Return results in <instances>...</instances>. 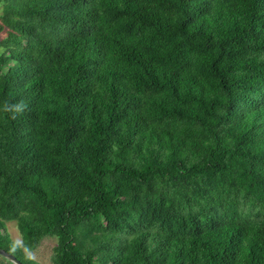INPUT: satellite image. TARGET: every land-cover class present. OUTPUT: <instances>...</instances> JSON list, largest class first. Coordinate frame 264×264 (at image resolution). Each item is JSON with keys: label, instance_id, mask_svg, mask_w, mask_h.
Segmentation results:
<instances>
[{"label": "trees", "instance_id": "1", "mask_svg": "<svg viewBox=\"0 0 264 264\" xmlns=\"http://www.w3.org/2000/svg\"><path fill=\"white\" fill-rule=\"evenodd\" d=\"M47 236L53 264H264V0H0V247Z\"/></svg>", "mask_w": 264, "mask_h": 264}, {"label": "rangeland", "instance_id": "2", "mask_svg": "<svg viewBox=\"0 0 264 264\" xmlns=\"http://www.w3.org/2000/svg\"><path fill=\"white\" fill-rule=\"evenodd\" d=\"M5 230L7 231L10 239L21 243V235L18 231L15 221L5 222ZM56 244V237L47 236L42 238L37 246L32 250L22 248L23 253L30 259L36 261L38 264H53L52 251L53 246ZM0 264H14L8 258L0 255Z\"/></svg>", "mask_w": 264, "mask_h": 264}, {"label": "water", "instance_id": "3", "mask_svg": "<svg viewBox=\"0 0 264 264\" xmlns=\"http://www.w3.org/2000/svg\"><path fill=\"white\" fill-rule=\"evenodd\" d=\"M0 255L8 258L11 260L14 264H23L17 257H15L12 253L6 251L5 249L0 247Z\"/></svg>", "mask_w": 264, "mask_h": 264}, {"label": "clouds", "instance_id": "4", "mask_svg": "<svg viewBox=\"0 0 264 264\" xmlns=\"http://www.w3.org/2000/svg\"><path fill=\"white\" fill-rule=\"evenodd\" d=\"M23 108H24V105L20 104V105H15L14 106V110L16 112H20V111H23Z\"/></svg>", "mask_w": 264, "mask_h": 264}]
</instances>
